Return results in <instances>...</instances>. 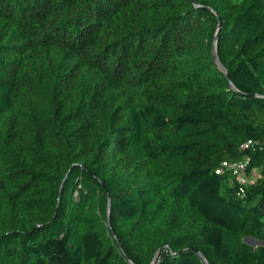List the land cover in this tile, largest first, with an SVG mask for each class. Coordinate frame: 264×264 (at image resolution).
I'll return each mask as SVG.
<instances>
[{
    "label": "trees",
    "instance_id": "trees-1",
    "mask_svg": "<svg viewBox=\"0 0 264 264\" xmlns=\"http://www.w3.org/2000/svg\"><path fill=\"white\" fill-rule=\"evenodd\" d=\"M0 264H264V0H0Z\"/></svg>",
    "mask_w": 264,
    "mask_h": 264
},
{
    "label": "built area",
    "instance_id": "built-area-1",
    "mask_svg": "<svg viewBox=\"0 0 264 264\" xmlns=\"http://www.w3.org/2000/svg\"><path fill=\"white\" fill-rule=\"evenodd\" d=\"M253 145L251 141H249L245 148H249ZM224 172H230L237 180L239 184L238 195L243 196L245 193V186H247L251 180L249 179V175L247 174V162H225L222 167L217 171V174H222Z\"/></svg>",
    "mask_w": 264,
    "mask_h": 264
},
{
    "label": "water",
    "instance_id": "water-1",
    "mask_svg": "<svg viewBox=\"0 0 264 264\" xmlns=\"http://www.w3.org/2000/svg\"><path fill=\"white\" fill-rule=\"evenodd\" d=\"M218 38H219V35L217 34V36H216V38H215V42H214V44H213V50H212V52H213V58H214V60L217 62V64L220 66V67H223L222 65H221V63H220V61H219V59H218V55H217V43H218ZM226 75H227V78H228V81H229V84L231 85V87H233V85H232V83H231V81H230V78H229V75H228V73H226ZM110 200V199H109ZM251 242V243H256V244H259V242H257V241H255L254 239H250V238H246L245 239V242Z\"/></svg>",
    "mask_w": 264,
    "mask_h": 264
},
{
    "label": "rangeland",
    "instance_id": "rangeland-1",
    "mask_svg": "<svg viewBox=\"0 0 264 264\" xmlns=\"http://www.w3.org/2000/svg\"><path fill=\"white\" fill-rule=\"evenodd\" d=\"M258 177H260V174H259V172H255L254 173V175H252L251 177H249V179L250 180H254V179H256V178H258ZM250 248H251V252H252V254H254L255 253V249H256V247L258 246V244H256V243H251V242H245Z\"/></svg>",
    "mask_w": 264,
    "mask_h": 264
}]
</instances>
